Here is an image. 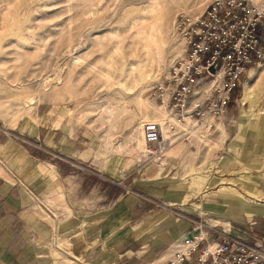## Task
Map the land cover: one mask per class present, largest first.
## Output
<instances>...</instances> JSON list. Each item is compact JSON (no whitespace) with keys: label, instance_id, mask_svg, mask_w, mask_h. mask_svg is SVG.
<instances>
[{"label":"rangeland","instance_id":"rangeland-1","mask_svg":"<svg viewBox=\"0 0 264 264\" xmlns=\"http://www.w3.org/2000/svg\"><path fill=\"white\" fill-rule=\"evenodd\" d=\"M208 1L0 0V127L42 161L48 176H54L55 164L66 175L105 169L119 185L102 187L93 180L86 205L123 213L121 229L139 230L143 222L168 216L184 221L187 230L205 225L264 237L263 213L207 214V206L224 213V204L234 202L215 196L218 204H206L207 197L189 187L193 181L200 188L198 177L206 175L205 193L236 190L264 202V57L234 90L226 113L202 132L208 146L188 134L169 137L181 130L171 124L168 129L167 113L151 93L183 53V39L172 26L175 15H198ZM247 90L253 99L242 102ZM146 121L157 123L161 137L171 141L161 171L137 147ZM215 123L221 124L218 144ZM190 189L195 195L182 201ZM64 194L68 204L69 192ZM45 204L52 214L60 210Z\"/></svg>","mask_w":264,"mask_h":264},{"label":"crops","instance_id":"crops-1","mask_svg":"<svg viewBox=\"0 0 264 264\" xmlns=\"http://www.w3.org/2000/svg\"><path fill=\"white\" fill-rule=\"evenodd\" d=\"M220 127L221 124L215 123L217 134ZM218 137L219 141L215 144L220 142L219 134ZM206 141L205 138L200 142L208 146ZM40 162L13 134L0 127V264H156L167 257L173 241L187 235L185 222L175 223L168 216L161 221L143 222L139 230L121 229L123 213H112L109 209L95 212L86 205L92 196L89 185L93 180L102 187L109 183L119 185V182L111 180V175L105 169L89 167L82 176L66 175L64 173L70 172H64L62 165L55 164L54 176H48L44 171L46 166ZM163 162L157 164L160 171ZM198 179L200 188L194 186L193 181L189 187L194 188L195 192L200 191L202 197H207L206 204L211 201L218 204L215 196L234 202L224 204V213L214 212L207 206V214H225L232 218L241 213L248 218L255 212L264 214L263 201L258 203L236 190L231 194L226 191V195L205 193L209 189L202 190V186L207 176L200 175ZM66 180L70 181L69 185ZM50 191H54L55 196L48 197ZM67 191L69 205L62 195ZM189 192L184 194L182 201L195 195L191 189ZM45 202L58 204L60 210L52 214ZM249 202L262 205V208L249 207ZM209 220L225 228L228 226L227 222L216 218ZM231 233L241 234L239 231ZM128 237L130 239L127 241L125 238Z\"/></svg>","mask_w":264,"mask_h":264},{"label":"built area","instance_id":"built-area-1","mask_svg":"<svg viewBox=\"0 0 264 264\" xmlns=\"http://www.w3.org/2000/svg\"><path fill=\"white\" fill-rule=\"evenodd\" d=\"M172 26L183 39V53L151 93L173 126L207 129L226 113L248 68L264 57V0H209L198 15H175ZM140 129V153L157 163L169 137L189 134L183 129L162 139L153 121L143 122ZM156 264H264V237L190 226Z\"/></svg>","mask_w":264,"mask_h":264},{"label":"bare ground","instance_id":"bare-ground-1","mask_svg":"<svg viewBox=\"0 0 264 264\" xmlns=\"http://www.w3.org/2000/svg\"><path fill=\"white\" fill-rule=\"evenodd\" d=\"M257 64H259V62L258 63H256V64H254V65H257ZM252 67V65L248 68V70L250 69ZM248 70H247V72H248ZM246 72V73H247ZM252 99H253V95H252V93H251V90H247V91H245L244 93H243V97H242V99H241V101L242 102H245V101H252ZM161 106V105H160ZM162 107V106H161ZM162 109H163V107H162ZM164 110V109H163ZM166 112V111H165ZM166 117V122H168V129H169V125L171 124V125H173V122H172V120H171V118L166 114L165 116H164V118ZM175 126V125H174ZM214 126V125H213ZM176 128H178L179 130H185V131H188L189 132V134L188 135H192L195 139H197V140H199V141H203L204 139H205V134L204 133H202L203 131H205V127H199V128H197L196 130L195 129H193V128H190V129H187V128H185V127H183V126H175ZM201 129H203V130H201ZM169 132V131H168ZM172 132V131H171ZM173 133H176V132H173ZM198 133V134H197ZM201 133V134H200ZM209 137V136H208ZM166 138V137H165ZM165 138H162V139H165ZM173 139V138H172ZM171 142V141H170ZM169 142V143H170ZM166 144V143H165ZM139 145H140V147H139ZM138 145V143H137V147L139 148V150L140 151H142L143 149H144V146H143V143H142V140L140 141V144ZM167 148H168V146H165V149H164V153L166 152V150H167ZM158 164H161V163H158Z\"/></svg>","mask_w":264,"mask_h":264}]
</instances>
